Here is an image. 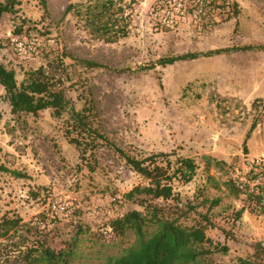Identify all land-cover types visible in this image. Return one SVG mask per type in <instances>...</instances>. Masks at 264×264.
<instances>
[{"label":"rangeland","instance_id":"374dc122","mask_svg":"<svg viewBox=\"0 0 264 264\" xmlns=\"http://www.w3.org/2000/svg\"><path fill=\"white\" fill-rule=\"evenodd\" d=\"M44 1L20 0L1 16L0 62L18 83L40 67L59 79L71 105L80 111L91 103V126L129 156L165 154L157 158L161 164L193 159L198 166L193 181L173 180L174 200L152 203L182 211L193 207L180 219L188 226L207 217L211 264L254 258L264 264V213L257 212L255 200H240L223 185L244 159L264 155V50H238L264 44V0H218L204 16L196 17L192 9L179 18L174 9L179 0H115L113 11L123 12L104 16L110 28L105 34L92 33L85 15L102 0ZM166 8L174 13L172 26L166 25ZM123 25L125 36L118 32ZM23 37L39 44L30 58L11 43ZM231 48L237 50L139 69L161 58ZM7 112L0 86V120L7 119L0 124V161L27 176L0 175V220L19 217L25 225L11 239H0V251L13 244L14 253L36 246L26 226L47 216L50 202L58 199L69 204L71 214L41 230V242L54 251L69 246V264H107L121 255L133 237L116 236L108 224L131 211L145 212L123 197L145 180L100 140L91 149L70 143L76 134L66 132L67 115L55 119L45 112L36 120H8ZM93 210L100 221L90 215ZM3 258L0 264H10L1 263Z\"/></svg>","mask_w":264,"mask_h":264},{"label":"trees","instance_id":"16d2710c","mask_svg":"<svg viewBox=\"0 0 264 264\" xmlns=\"http://www.w3.org/2000/svg\"><path fill=\"white\" fill-rule=\"evenodd\" d=\"M215 1L217 0H213L212 3H215ZM19 3L20 0H4L3 3H0V18L5 13H12L14 6ZM41 3L45 4V1L41 0ZM113 7H115V0H102L86 8V20L92 27V33L101 32L105 34L110 30L108 27L109 21H103L104 16L108 14L115 16V13L123 12L120 8L114 12ZM70 8L71 6L67 8V11ZM119 30V34L125 36V26L123 25L122 29ZM235 50L237 49L231 48L205 53H186L158 59L149 65L139 67V69L151 70L156 66L164 67L176 62L214 56ZM238 50H264V44L246 46ZM84 64L90 68L101 67L97 63L90 61H84ZM0 86L5 92L11 115L20 118L29 117L33 120L40 118L45 112H51V117L55 119H60L63 118V115H67L68 126L66 132L68 134L75 132L76 134V137L70 139V143L83 145L84 148L91 149L96 147L95 141L100 140L122 157L132 171L145 180V185L136 186L123 196L125 200H134L143 206L145 212L131 211L111 220L108 224L111 232L116 236H132L133 243L118 257L110 258L107 264H211L207 257L212 251L205 247V244L211 243L205 234L207 226L210 225L207 217L203 216L201 221L195 225L188 226L181 222L180 219L186 217L189 210H194L193 207H188L186 211H182L179 208H165L152 203L154 200H174L175 196L171 185L173 180L182 185L193 181L198 169L193 159L178 158L173 164L165 159V164H161L157 161V158L166 157L165 154H154L144 159L129 156L122 149L110 143L107 137L100 133L98 129L91 126L89 121V115L92 111L91 103H86L80 111L76 110L67 99L61 86V81L47 75L41 67L35 71L28 72L26 78L21 83H18L14 71L7 69L0 62ZM69 129L70 131H68ZM251 129H253V125ZM83 133L86 134L88 141H85L86 138L82 137ZM205 169L209 177V159H206ZM0 174H7L15 179L27 178L22 172L9 169L3 164H0ZM210 178L212 180V177ZM223 185L232 189L235 196H238V192L230 181H225ZM215 204H217V201ZM243 211V209H240L236 212L237 219L240 218ZM257 212L260 214L264 213L263 210H258ZM46 217V213L40 214L26 226V231L34 232L36 236L35 244L37 245L28 247L26 250H17V253H14L15 250L12 249L16 245L13 244L10 247L6 245L0 251V255L4 256L1 263L69 264L71 254L69 246L65 249L54 251L45 245V240L41 242L43 237L45 239V235H43L41 230L46 228L41 229L36 224V221H44ZM203 220L205 221L204 224H202ZM21 222L19 217H3L0 220V239L9 240L13 236L18 235L25 227ZM220 250L224 253L227 251L225 247H220ZM236 264L263 263L259 259L254 258V260L238 259Z\"/></svg>","mask_w":264,"mask_h":264},{"label":"built area","instance_id":"2783aa9c","mask_svg":"<svg viewBox=\"0 0 264 264\" xmlns=\"http://www.w3.org/2000/svg\"><path fill=\"white\" fill-rule=\"evenodd\" d=\"M213 0H179L174 3L177 11V18L184 17L189 10H192L196 17L204 16L208 11H213L217 7V1ZM165 11V22L167 26H172L174 13L168 8ZM11 43L19 55L30 58L36 54V47L39 45L32 39L11 38ZM226 180L230 181L238 192L240 200H255L256 209L264 211V155L247 157L243 163L229 171ZM71 214L70 206L65 201L55 199L50 202L48 215L44 221L37 220L36 224L42 228H54L56 224ZM90 215L101 220L102 216L93 210Z\"/></svg>","mask_w":264,"mask_h":264},{"label":"crops","instance_id":"0c3cea01","mask_svg":"<svg viewBox=\"0 0 264 264\" xmlns=\"http://www.w3.org/2000/svg\"><path fill=\"white\" fill-rule=\"evenodd\" d=\"M4 91V90H3ZM5 93V92H4ZM8 115H6L7 117H8V120L10 119V117H13V115H11L10 114V109H9V106H8ZM15 117V116H14ZM18 118V117H17ZM5 120H7V119H5V117H4V119L3 120H0V124L1 125H4V122H5ZM7 123V122H6ZM3 151V150H2ZM0 164H3L5 167H6V165L3 163V162H1L0 161ZM8 168V167H7ZM0 175H5V174H0ZM11 177V176H10Z\"/></svg>","mask_w":264,"mask_h":264}]
</instances>
